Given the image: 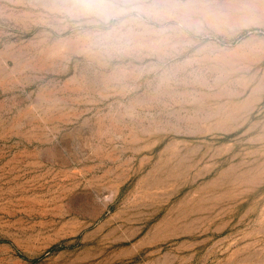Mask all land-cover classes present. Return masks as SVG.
Masks as SVG:
<instances>
[{
    "label": "rangeland",
    "instance_id": "1",
    "mask_svg": "<svg viewBox=\"0 0 264 264\" xmlns=\"http://www.w3.org/2000/svg\"><path fill=\"white\" fill-rule=\"evenodd\" d=\"M0 0V264H264V0Z\"/></svg>",
    "mask_w": 264,
    "mask_h": 264
},
{
    "label": "clouds",
    "instance_id": "2",
    "mask_svg": "<svg viewBox=\"0 0 264 264\" xmlns=\"http://www.w3.org/2000/svg\"><path fill=\"white\" fill-rule=\"evenodd\" d=\"M80 11L84 14H106L110 10L105 6V0H84Z\"/></svg>",
    "mask_w": 264,
    "mask_h": 264
}]
</instances>
